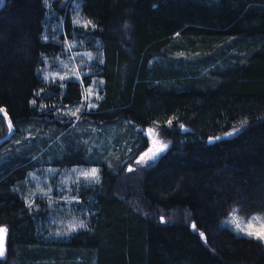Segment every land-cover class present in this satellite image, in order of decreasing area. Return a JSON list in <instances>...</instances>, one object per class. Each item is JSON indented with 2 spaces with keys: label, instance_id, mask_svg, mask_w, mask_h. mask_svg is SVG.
<instances>
[{
  "label": "trees",
  "instance_id": "obj_1",
  "mask_svg": "<svg viewBox=\"0 0 264 264\" xmlns=\"http://www.w3.org/2000/svg\"><path fill=\"white\" fill-rule=\"evenodd\" d=\"M71 1L0 8V108L14 127L0 146V264H264L258 239L220 225L234 206L264 211V0H75L80 22ZM46 27L58 35L44 40ZM70 45L96 55L94 72L45 80L44 57ZM104 125L116 155L91 163L97 181L62 187ZM151 126L169 146L128 170ZM70 130L63 157L46 159L54 185L32 199L30 174Z\"/></svg>",
  "mask_w": 264,
  "mask_h": 264
},
{
  "label": "rangeland",
  "instance_id": "obj_2",
  "mask_svg": "<svg viewBox=\"0 0 264 264\" xmlns=\"http://www.w3.org/2000/svg\"><path fill=\"white\" fill-rule=\"evenodd\" d=\"M70 10H72L74 15V22H80V17L77 14L79 11V5L75 0L71 1ZM58 21L55 20L54 24H52V28L57 27ZM47 28V27H46ZM58 35V32H52L47 30L43 33V39L49 40L52 36ZM63 55L60 56L59 54H56L54 56L50 57H44V64L40 68V73L43 76V78L47 81H65L67 79H81L84 74L94 72V67H91L93 62L97 60L96 55L91 51L87 49H79L75 45H70L63 48L62 52ZM201 51L198 52H190V53H182L181 55L184 57V59H191V56L194 57L197 54L200 55ZM204 55V53H202ZM176 55H179L177 53ZM100 62V61H99ZM94 83H97L95 81ZM92 90V91H91ZM86 93H88V100L87 102L84 101L83 106H87L88 108L94 106V103L90 101L91 97L98 98L100 94L97 93V90L95 88H88L86 89ZM96 96V97H95ZM80 109L82 110V107L79 105L76 107V110ZM83 121H80L77 125L75 131H80L85 128L83 125ZM106 125L101 127H93V131L99 130L101 132V141L90 147L86 153L84 152V159H86L89 163L88 164H75L70 166V169L63 170L61 172V186L67 187L70 182H83V183H89V182H95L98 179V173L100 166H97L96 164H91L92 162H99L102 160L107 161L106 159H112L113 155H116V153L111 149H109V152L106 151V143H105V131L107 130ZM151 130V132H150ZM104 131V132H103ZM141 134L147 139L148 141V147L142 151L135 159V161L127 167L128 170H130L133 167H146L155 162V160L159 157V155L166 150V148L169 146V141L162 135L160 129L156 126L151 127H144L140 130ZM70 135H73L72 130L65 132L63 135H60L46 150V153L42 159V167L39 169V167H36L35 172L30 174V185H28V188H31V191L35 192L31 194V198L34 199V195L39 196V194L47 195L50 188L54 185V183L51 182V180H54L53 175L55 172L59 169V165L56 164H49L47 163L46 159H55V158H62L63 154L60 152L65 145L68 142V138ZM15 137L12 138V140ZM11 140V141H12ZM163 145H166L167 147L163 148V151L158 153V156L155 160H149L148 158H145V160L141 161V157L144 156L145 153H149V156H151L152 151H157L160 149ZM60 153V156H59ZM109 163V160L107 161ZM42 169V172H39V170ZM95 170V176L90 175L92 171ZM56 185L58 182H55ZM73 198H70L72 200ZM235 214L237 221L241 222V226L245 228L246 231H251L254 233V235L249 236L246 235L245 232H238L235 227V223L232 221V214ZM255 218V219H254ZM251 221V227H248V222ZM220 225L228 227L232 229L236 234L252 237L255 239H258L262 245L264 246V239H259L257 234L264 235V211H256L251 212L249 214H240L238 211V208L236 206L232 207L229 214L225 217H223L220 221ZM0 228L5 229V226H0ZM1 234V233H0ZM4 236L3 239V248H4V255H5V234L2 233ZM0 256V258L4 257Z\"/></svg>",
  "mask_w": 264,
  "mask_h": 264
},
{
  "label": "snow or ice",
  "instance_id": "obj_3",
  "mask_svg": "<svg viewBox=\"0 0 264 264\" xmlns=\"http://www.w3.org/2000/svg\"><path fill=\"white\" fill-rule=\"evenodd\" d=\"M33 103H35V101H33ZM3 109L0 108V112H2ZM76 111H79V109H77ZM11 123L9 124V128L11 129ZM151 132V130H150ZM167 147L166 145H163L160 149H158L157 151H152V150H149L151 152V156H149V153H145L144 156H142L140 159L141 161L145 160V158H148L149 160H155L158 156V153L163 151V148ZM90 175L92 176H95V170L92 171V173H90ZM255 219V218H254ZM232 221L233 223H235V227H236V230L238 232H245L246 235H249V236H252L254 235L253 232L251 231H246L244 227L241 226V222L237 221L236 219V216L235 214L233 213L232 214ZM161 222H164L163 220ZM251 224L252 222L249 221L248 222V227H251ZM83 226V225H81ZM193 227L195 228V225H193ZM6 230L5 229H2L0 228V233H4ZM258 238L259 239H264V235H260V234H257ZM201 237L203 238V233H201ZM3 237L0 236V256H3L4 255V248H3Z\"/></svg>",
  "mask_w": 264,
  "mask_h": 264
},
{
  "label": "water",
  "instance_id": "obj_4",
  "mask_svg": "<svg viewBox=\"0 0 264 264\" xmlns=\"http://www.w3.org/2000/svg\"><path fill=\"white\" fill-rule=\"evenodd\" d=\"M3 4H4V0H1V2H0V8L3 6ZM0 114L5 118V123H6L7 128H8L7 134H6L4 137L0 138V146H1L3 142H5L6 140L9 139V137L11 136V134H12L13 131H14V127H13V124H12V122L10 121L8 115H7L4 111L0 112ZM10 123H11V126H12L11 129L9 128V124H10ZM0 236H2L3 239H4V236H3L2 233L0 234ZM2 242H3V241H2Z\"/></svg>",
  "mask_w": 264,
  "mask_h": 264
}]
</instances>
